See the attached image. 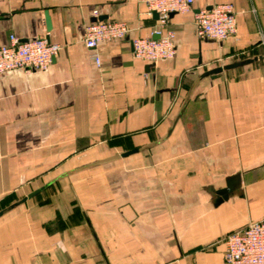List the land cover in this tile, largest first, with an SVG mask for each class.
<instances>
[{"label": "crops", "instance_id": "1", "mask_svg": "<svg viewBox=\"0 0 264 264\" xmlns=\"http://www.w3.org/2000/svg\"><path fill=\"white\" fill-rule=\"evenodd\" d=\"M224 3L236 36L197 37L194 15ZM97 18L130 30L97 47L99 68L83 45ZM156 21L141 0H0V46L11 34L61 46L45 72L0 75V206L160 139L200 74L259 58L197 82L157 147L74 172L2 216L0 264H225L224 238L264 218V0H194L169 19L175 58L146 64L130 41Z\"/></svg>", "mask_w": 264, "mask_h": 264}, {"label": "built area", "instance_id": "2", "mask_svg": "<svg viewBox=\"0 0 264 264\" xmlns=\"http://www.w3.org/2000/svg\"><path fill=\"white\" fill-rule=\"evenodd\" d=\"M147 15H158L155 34L151 37L133 38L130 41L132 54L136 60L146 64L169 61L176 56L175 33L167 29L172 14L189 13L194 0H141ZM94 17L97 12L92 13ZM195 34L200 39L225 42L237 33L236 19L231 4H218L210 9L199 10L194 15ZM124 22L93 21L84 28L83 45L91 53L95 66L101 61L95 52L101 44L122 40L129 33ZM61 51L59 44L47 42L44 38L22 41L15 35L8 36L7 43L0 46V75L16 70L26 73L45 72L53 59ZM225 264H264V218L249 223L244 229L229 233L224 238Z\"/></svg>", "mask_w": 264, "mask_h": 264}, {"label": "water", "instance_id": "3", "mask_svg": "<svg viewBox=\"0 0 264 264\" xmlns=\"http://www.w3.org/2000/svg\"><path fill=\"white\" fill-rule=\"evenodd\" d=\"M44 16H45L46 30L49 32L50 29H51V22H50V19H49L47 11H45ZM153 19H155V20L158 19V15L156 13H153ZM101 20H102L101 18H97V19H94L93 21H101ZM151 38L153 40H157V39H159V34H153L151 36ZM260 58H263V57H260ZM258 59H259L258 57H253V58H247V59H244V60L233 61L231 63L223 64V65L214 67L212 69H209V70L203 72L202 74H200L198 76L196 81L192 84L191 88L187 92V94L184 97L183 102H182L178 112L176 113L174 119L172 120L170 126L167 128L166 133H165V135L163 137H161L160 139H158V140H156L154 142L146 144V145H144L142 147H135V148H133L131 150L124 151V152H121V153H117V154L112 155L110 157H107L105 159L96 161V162H94L92 164H89V165H86V166H83V167H80V168H76V169H74L72 171L65 172L62 175H58L57 177L51 179L47 183H45V184L41 185L40 187L28 192L27 194H25L20 199L14 201L10 205H8V206L4 207L3 209H1L0 210V218L2 216L6 215L7 213L11 212L12 210L16 209L17 207L25 204L29 200L33 199L35 196L39 195L40 193H42L43 191L48 189L50 186H52L54 183H56L60 179L68 177L69 175H71L74 172H77V171H80V170H83V169H86V168H90V167H93V166H97V165H100V164H103V163H107V162H110V161L123 159V158H126L128 156H131V155H134V154H137V153H140V152H144V151L150 150V149H152L154 147H157L158 145L163 143L166 139H168V137L173 132L175 126L177 125L178 121L180 120V118H181V116H182V114H183V112H184V110H185V108H186V106H187V104H188V102L190 100L192 89L194 88V86L196 85L197 82L201 81L204 78L216 79V77L218 75H220L221 73H223L225 71L233 70V69H236L238 67H242V66L251 64V63L257 61ZM230 191H231V186L229 185V183H227V186L224 189H221V190H219L217 192V194L220 196V199H218L219 202H221L223 200H226Z\"/></svg>", "mask_w": 264, "mask_h": 264}, {"label": "rangeland", "instance_id": "4", "mask_svg": "<svg viewBox=\"0 0 264 264\" xmlns=\"http://www.w3.org/2000/svg\"><path fill=\"white\" fill-rule=\"evenodd\" d=\"M115 154H117V153H115ZM133 158H136V156H133V157H131V158H127V159H133ZM116 163H119V162H116ZM113 165H115V164H102L101 166H93V167H90V168H86V169H83V170H80V171H77V172H75L77 175H85V174H92V173H98V172H100L102 169H106V168H108V167H111V166H113ZM67 171V170H66ZM68 172V171H67ZM56 176H58V175H56ZM55 176V177H56ZM41 186V185H40ZM59 186V185H58ZM63 186V184H60V186L59 187H62ZM34 190V189H33ZM54 190H56V187L55 186H52L51 188H49L47 191H54ZM17 197V199L16 200H18V199H20L21 198V196L23 197L24 195H21V194H17L16 195ZM15 200V201H16Z\"/></svg>", "mask_w": 264, "mask_h": 264}, {"label": "trees", "instance_id": "5", "mask_svg": "<svg viewBox=\"0 0 264 264\" xmlns=\"http://www.w3.org/2000/svg\"><path fill=\"white\" fill-rule=\"evenodd\" d=\"M4 206L6 207L7 206V203L5 205L0 206V209L4 208Z\"/></svg>", "mask_w": 264, "mask_h": 264}]
</instances>
